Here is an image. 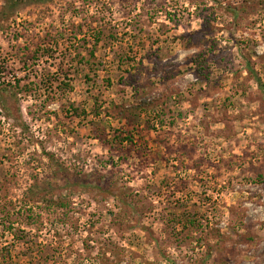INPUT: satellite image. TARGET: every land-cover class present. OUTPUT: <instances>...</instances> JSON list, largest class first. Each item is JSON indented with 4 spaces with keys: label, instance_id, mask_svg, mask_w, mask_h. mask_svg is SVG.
I'll list each match as a JSON object with an SVG mask.
<instances>
[{
    "label": "rangeland",
    "instance_id": "1",
    "mask_svg": "<svg viewBox=\"0 0 264 264\" xmlns=\"http://www.w3.org/2000/svg\"><path fill=\"white\" fill-rule=\"evenodd\" d=\"M0 264H264V0H0Z\"/></svg>",
    "mask_w": 264,
    "mask_h": 264
},
{
    "label": "trees",
    "instance_id": "2",
    "mask_svg": "<svg viewBox=\"0 0 264 264\" xmlns=\"http://www.w3.org/2000/svg\"><path fill=\"white\" fill-rule=\"evenodd\" d=\"M91 55H92L91 57L95 58V55H94L93 52H92ZM144 102H145L144 104H147V97L145 98V101H144ZM127 138H128V137H127ZM129 138L132 139L131 137H129ZM130 139H127V141L130 140ZM127 141H125V142H127Z\"/></svg>",
    "mask_w": 264,
    "mask_h": 264
}]
</instances>
